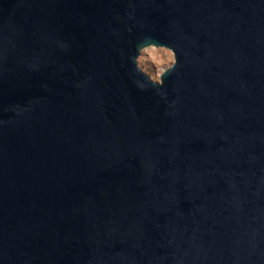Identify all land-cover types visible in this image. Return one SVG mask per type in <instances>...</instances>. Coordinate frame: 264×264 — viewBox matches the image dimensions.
Masks as SVG:
<instances>
[{"label": "water", "instance_id": "1", "mask_svg": "<svg viewBox=\"0 0 264 264\" xmlns=\"http://www.w3.org/2000/svg\"><path fill=\"white\" fill-rule=\"evenodd\" d=\"M0 264H264V0H0Z\"/></svg>", "mask_w": 264, "mask_h": 264}, {"label": "rangeland", "instance_id": "2", "mask_svg": "<svg viewBox=\"0 0 264 264\" xmlns=\"http://www.w3.org/2000/svg\"><path fill=\"white\" fill-rule=\"evenodd\" d=\"M136 62L151 80L159 81L161 72L173 62V54L164 47L148 46L140 50Z\"/></svg>", "mask_w": 264, "mask_h": 264}]
</instances>
